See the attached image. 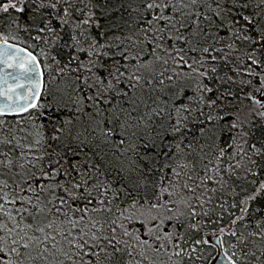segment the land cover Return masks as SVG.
<instances>
[{
    "label": "snow or ice",
    "instance_id": "snow-or-ice-1",
    "mask_svg": "<svg viewBox=\"0 0 264 264\" xmlns=\"http://www.w3.org/2000/svg\"><path fill=\"white\" fill-rule=\"evenodd\" d=\"M0 264H264V0H0Z\"/></svg>",
    "mask_w": 264,
    "mask_h": 264
},
{
    "label": "trees",
    "instance_id": "trees-1",
    "mask_svg": "<svg viewBox=\"0 0 264 264\" xmlns=\"http://www.w3.org/2000/svg\"><path fill=\"white\" fill-rule=\"evenodd\" d=\"M8 119L9 120H13L14 117L10 115V116H8ZM225 223H227V221H225ZM223 239H225L226 241H230L231 240V237L229 236L228 233H225V236L223 237Z\"/></svg>",
    "mask_w": 264,
    "mask_h": 264
},
{
    "label": "rangeland",
    "instance_id": "rangeland-1",
    "mask_svg": "<svg viewBox=\"0 0 264 264\" xmlns=\"http://www.w3.org/2000/svg\"><path fill=\"white\" fill-rule=\"evenodd\" d=\"M217 255V253H214V256H216Z\"/></svg>",
    "mask_w": 264,
    "mask_h": 264
}]
</instances>
